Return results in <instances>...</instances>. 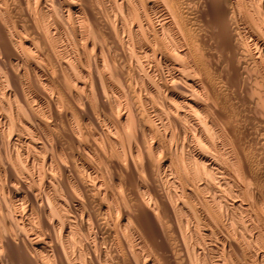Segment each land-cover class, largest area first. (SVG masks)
<instances>
[{
    "label": "bare ground",
    "instance_id": "bare-ground-1",
    "mask_svg": "<svg viewBox=\"0 0 264 264\" xmlns=\"http://www.w3.org/2000/svg\"><path fill=\"white\" fill-rule=\"evenodd\" d=\"M205 1L0 0V264H264V0Z\"/></svg>",
    "mask_w": 264,
    "mask_h": 264
},
{
    "label": "rangeland",
    "instance_id": "rangeland-1",
    "mask_svg": "<svg viewBox=\"0 0 264 264\" xmlns=\"http://www.w3.org/2000/svg\"><path fill=\"white\" fill-rule=\"evenodd\" d=\"M206 1H207V2H206ZM206 1H205L206 3H204V4L202 5V9L205 8V9H203V10L206 11V12L208 11L207 14L205 13V16H204V17H205V18L207 17L209 23H210L212 26L215 25L214 27H209L210 29L208 28L209 30L213 31V32L215 33V35H213V36H211V37H210L209 35H207L208 37H206V35H205V38H207V39H206V42L208 43L209 46L212 47L213 44H215L216 42L219 43V42L221 41V39H220L221 36H220V34H218V33H219L218 31H220V28H219V25H218L220 19H219V17H218L215 13L213 14L214 10L212 9V10H213V11H212V10L210 9V8H212V7H210V6H212V5H211V2L208 1V0H206ZM208 4H210V6H209ZM209 9H210V10H209ZM215 15H216L217 17H215ZM214 17L216 18V20H215ZM207 19H206V20H207ZM213 19H214V21H215V23H213L214 25H213L212 22H211ZM252 19H253V18H252ZM214 21H213V22H214ZM216 22H218L217 25H216ZM252 22H253V21H252ZM66 25H67V24H66ZM67 26H68V25H67ZM67 26H66V27H67ZM216 26H218L217 29H216ZM214 30H215V31H214ZM207 32H208V30H207ZM209 32H210V31H209ZM209 32H208V33H209ZM217 32H218V33H217ZM217 34H218V36H216ZM219 36H220V38H218ZM213 37H214V38H213ZM210 38H211V39H210ZM216 38H217V39H216ZM208 40H209V42H208ZM217 40H218V41H217ZM219 40H220V41H219ZM215 41H216V42H215ZM211 47H210V50H211L213 53L217 52L218 48L213 49V48H211ZM156 78L158 79L159 77L157 76ZM31 95H33V93H31ZM142 105H143V106H142ZM144 105H145V106H144ZM140 106H141L142 108H145L144 111L146 110V111H145L146 113L152 115V109L150 108V107L152 106L151 104L146 105L145 103H142V104L140 103ZM149 111H150V113H149ZM150 117H151V119H152L153 122L155 121V123H158V122H157L158 120H156L157 118H156L154 115H152V116H150ZM167 128H168V130H167L168 132H171L172 130H173L172 132H175V131H176V130H174V128L172 129L171 126H170L171 131L169 130V127H167ZM160 129L164 131V129H162V128L157 129V131H159ZM161 130H160V132H161ZM163 131H162V132H163ZM154 132H155V131H154ZM160 132H159L158 134H159V135L162 134L163 137H164V132H163V133H162V132L160 133ZM15 133H16L15 131H14V133H12V136H13V137L15 136ZM155 133H156V132H155ZM155 133L153 134L154 139H155V137H156L157 140L161 139V138L158 137L159 135H158V134L155 135ZM157 135H158V136H157ZM174 135L177 136V135H176V132L174 133ZM160 136H161V135H160ZM157 137H158V138H157ZM161 137H162V136H161ZM163 137H162V138H163ZM6 138H7V137H6ZM175 138L178 140L177 137H175ZM4 139H5V138H4ZM176 139H175V140H176ZM162 140H164V139H162ZM162 140H161V142H164V141H162ZM5 141H6V139L4 140V142H5ZM2 189H3V188H0V198L2 197L3 199L8 200V198H9V197H8V196H9L8 193L5 191V189H4V190H2ZM2 192H4V196H3V193H2ZM1 195H2V196H1ZM6 195H7V196H6ZM1 200H2V199H1ZM152 230L154 231V229H152ZM154 232H155V234H156L158 231L156 230V231H154ZM158 233H159V232H158ZM158 233H157L156 235H158ZM223 233H224V232H223ZM217 235L220 236L221 233H218ZM213 238L216 239V237H215L214 235L210 236V238L207 237L208 240L205 239V244H203V245H205V246H203V247H205V250H206L207 252L209 251V249L207 250V248H209V247H211L212 245H214V244L217 243ZM169 239H170V238H169ZM209 239H212V240H210V241H211V244H209V242H210ZM171 240L173 241V239H170V240H168V241H169V243H170L171 245H173V242H172ZM213 240H214L215 242H214ZM217 241H218V240H217ZM213 243H214V244H213ZM210 245H211V246H210ZM5 264H6V263H5Z\"/></svg>",
    "mask_w": 264,
    "mask_h": 264
}]
</instances>
